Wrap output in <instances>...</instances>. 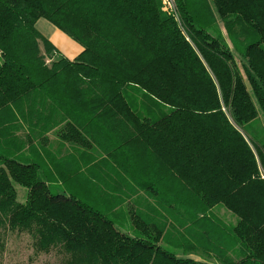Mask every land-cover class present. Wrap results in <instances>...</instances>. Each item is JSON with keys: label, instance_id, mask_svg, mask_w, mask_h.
Listing matches in <instances>:
<instances>
[{"label": "trees", "instance_id": "1", "mask_svg": "<svg viewBox=\"0 0 264 264\" xmlns=\"http://www.w3.org/2000/svg\"><path fill=\"white\" fill-rule=\"evenodd\" d=\"M166 7L0 0V247L18 233L59 264H264V0Z\"/></svg>", "mask_w": 264, "mask_h": 264}, {"label": "rangeland", "instance_id": "2", "mask_svg": "<svg viewBox=\"0 0 264 264\" xmlns=\"http://www.w3.org/2000/svg\"><path fill=\"white\" fill-rule=\"evenodd\" d=\"M48 27L54 29V26L45 19H41L37 23V29L42 34L50 37L51 33L48 32ZM223 33L227 36L224 30ZM42 51L44 52L43 47ZM1 62L2 58L0 56ZM15 188L18 191V201L25 202L27 190L20 185H15ZM219 213L228 221H235L234 217L226 210L220 209ZM60 262L61 258L55 251L50 254H36L27 234L9 233L4 246L0 247V264H59Z\"/></svg>", "mask_w": 264, "mask_h": 264}, {"label": "crops", "instance_id": "3", "mask_svg": "<svg viewBox=\"0 0 264 264\" xmlns=\"http://www.w3.org/2000/svg\"><path fill=\"white\" fill-rule=\"evenodd\" d=\"M48 32L51 33L50 37H47L44 34L43 35L55 45L57 50L62 55L73 59L82 52V47L79 44L71 40L67 35H65L61 30H59L55 26L54 29L48 27Z\"/></svg>", "mask_w": 264, "mask_h": 264}, {"label": "built area", "instance_id": "4", "mask_svg": "<svg viewBox=\"0 0 264 264\" xmlns=\"http://www.w3.org/2000/svg\"><path fill=\"white\" fill-rule=\"evenodd\" d=\"M163 1H164L165 5L167 6L166 9L167 10H170V8L173 5L174 0H167V1L166 0H163Z\"/></svg>", "mask_w": 264, "mask_h": 264}]
</instances>
